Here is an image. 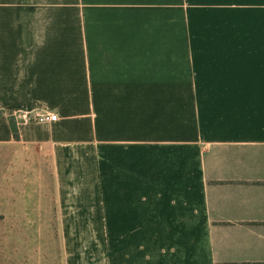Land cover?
Segmentation results:
<instances>
[{
    "label": "crops",
    "instance_id": "1",
    "mask_svg": "<svg viewBox=\"0 0 264 264\" xmlns=\"http://www.w3.org/2000/svg\"><path fill=\"white\" fill-rule=\"evenodd\" d=\"M0 264H264V0L0 3Z\"/></svg>",
    "mask_w": 264,
    "mask_h": 264
},
{
    "label": "built area",
    "instance_id": "2",
    "mask_svg": "<svg viewBox=\"0 0 264 264\" xmlns=\"http://www.w3.org/2000/svg\"><path fill=\"white\" fill-rule=\"evenodd\" d=\"M13 118L20 123H53L58 120L57 114L46 108H38L34 111H19L13 115Z\"/></svg>",
    "mask_w": 264,
    "mask_h": 264
},
{
    "label": "rangeland",
    "instance_id": "3",
    "mask_svg": "<svg viewBox=\"0 0 264 264\" xmlns=\"http://www.w3.org/2000/svg\"><path fill=\"white\" fill-rule=\"evenodd\" d=\"M84 0H0V3H76L81 4Z\"/></svg>",
    "mask_w": 264,
    "mask_h": 264
}]
</instances>
